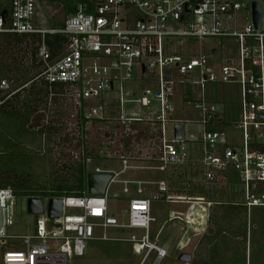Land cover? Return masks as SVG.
<instances>
[{
    "label": "built area",
    "instance_id": "1",
    "mask_svg": "<svg viewBox=\"0 0 264 264\" xmlns=\"http://www.w3.org/2000/svg\"><path fill=\"white\" fill-rule=\"evenodd\" d=\"M254 1L261 8L259 28L253 20ZM49 3L58 5L44 7ZM52 17L56 21L47 27ZM242 17L244 21L238 22ZM2 34L35 36L32 62L36 67L34 77L23 86L0 73V107L35 81L63 85L72 91L86 121L101 122L115 115L116 125L126 130L134 124L149 126L159 141L157 163L152 166L159 172L197 161L206 183L227 184L225 174L233 169L244 185L242 200L233 203L246 208L249 263L251 210L261 209L264 220V6L259 0H8V8H0ZM214 39L221 46L212 43L206 53L204 43ZM137 79L144 84L141 93L127 87ZM209 84L237 88V119L224 104L228 99L224 98L222 107L212 100L217 90L208 91ZM179 99L198 113L202 126L198 137L187 140L184 129L181 139L175 137V124L183 127L184 122L175 116ZM129 103L139 104L142 115L128 112ZM236 132L240 133L238 141L233 137ZM123 163L122 171L133 167L126 158ZM96 171L111 172V183L123 184L129 196L124 218L110 212L107 193L90 195L86 190L83 195L62 196L61 217L48 215L46 198L33 232L13 233L9 230L16 225L17 197L10 188H0V246L8 248L2 264H68L71 258L85 255L92 239L127 240L138 254L148 247L157 251V261L165 258L167 245H146L156 218L152 199L143 195L142 185H157L168 201L192 199L170 193L166 178L117 180L121 172ZM129 184L137 185L133 195ZM195 200L205 201L203 197ZM110 228L145 233L112 237Z\"/></svg>",
    "mask_w": 264,
    "mask_h": 264
},
{
    "label": "rangeland",
    "instance_id": "2",
    "mask_svg": "<svg viewBox=\"0 0 264 264\" xmlns=\"http://www.w3.org/2000/svg\"><path fill=\"white\" fill-rule=\"evenodd\" d=\"M79 1V0H75ZM264 6V0H259ZM1 2V1H0ZM58 4L49 3L44 7H50L55 9ZM46 10L43 11L44 16ZM52 14V11H51ZM56 18L52 17L51 21L46 24L47 27L53 25ZM238 22L244 21V18H238ZM44 27V26H42ZM221 46L218 39L208 40L204 43V50L208 53V49L211 44ZM198 50L201 49L200 45H197ZM19 54H23L20 52ZM140 80L134 82H128L127 87L131 90H137L139 93L143 91V83H139ZM217 90L212 99L217 105L222 107L224 98L228 99L224 104L229 113L234 116L235 119L239 116V93L236 87L226 85H207V90L211 91L212 88ZM67 100L64 103L65 116L62 117L65 123V128L60 135L74 134V141L70 143H59L50 145V152H48L47 145L42 140V144H33L31 147L32 155L35 157V165L32 162L24 165L25 170H29L32 166L39 171V179L43 185L51 187L53 181H57L58 184L65 186H76L78 167L80 164L86 167L87 172L96 171L98 168L101 170H112L121 172L117 176V180H143V181H158L159 179L168 178L172 176L173 182L169 179L170 193H178L177 189L182 186L185 190L198 189L195 191V195H204V200L194 202L196 211L199 213L194 215L192 204L186 202V200H180L178 202H172L161 197L158 188L154 184H143V195L152 199V215L156 218V221L152 223L150 229V242H146V245L152 246L153 243L157 245H167L168 254L163 258L159 264H210L208 261V243L205 235L212 234V226L210 222L204 227L207 229L205 233L195 231L196 229L189 226L188 223L196 222V228H201L205 222V215L208 214V207L210 210L217 205H209L208 201H223L236 202L243 198V183L238 178L237 173L232 169L226 172L228 177V183L222 184L220 182L201 185V172L196 163H190L189 165H177L171 167L167 172H159L152 168L157 163L156 157L159 152V141H141L140 143L133 142L131 145V151H127L123 148L121 141V129L116 125L114 116L110 119L95 122L94 120L85 121L82 126V121L79 118L81 114L78 105L72 96V91L69 87H66ZM128 112L135 110L139 115H142L143 108L137 103L126 104ZM222 109V108H220ZM54 108V113H55ZM176 117L180 120H184L183 129L184 136L187 140L192 137H198L202 126L197 122L199 116L193 105L187 101H176ZM58 118L50 114V119ZM190 120V121H187ZM146 126V124L141 123ZM138 125V124H137ZM143 127V126H142ZM168 135L171 136L173 131L172 124L168 126ZM129 132V130L127 131ZM234 140L238 141L240 133L234 134ZM192 143V142H191ZM194 155L197 153L193 150ZM128 160V163L133 167L124 168V159ZM14 163L8 165L13 167ZM203 169H206L203 167ZM182 173L183 175H180ZM183 176V177H182ZM201 176V177H200ZM137 185L129 184L130 194L135 193ZM48 187V188H49ZM87 190V183H86ZM78 190L73 189L72 194H77ZM108 201L110 205V212L117 215L119 218H124V210L128 207L129 196L123 192V184L121 182H113L110 184L107 192ZM26 197H18L14 202V217L16 219V225L10 227L9 232L26 234L32 233L35 229V221L37 216L29 214L26 209ZM196 201V200H192ZM199 202H202L201 204ZM190 205V206H189ZM189 206V209H188ZM198 206V207H197ZM212 206V207H211ZM188 213H185L186 211ZM173 211V212H171ZM261 209L253 208L251 210V223L252 236L250 237L248 244L249 252V264H264V220L261 218ZM190 214H193L192 217ZM173 215V217H172ZM186 216H189L188 218ZM258 227L255 228L254 226ZM187 229L188 236L186 235V241L180 244L177 242L183 233ZM13 230V231H12ZM112 237L128 238L131 234L136 233L137 236L142 237L144 231L127 230L110 228L108 230ZM189 242L185 245L187 240ZM9 242H13L12 239H8ZM11 246V245H8ZM7 247L0 246V264H2V254ZM190 253L192 255V261L182 262L179 260L181 253ZM219 258V257H217ZM216 258V259H217ZM157 262V251L150 250L148 247L140 253H136L133 250V243L127 240H111L103 241L99 239H92L87 242V250L84 256L73 257L69 260L68 264H155Z\"/></svg>",
    "mask_w": 264,
    "mask_h": 264
},
{
    "label": "trees",
    "instance_id": "3",
    "mask_svg": "<svg viewBox=\"0 0 264 264\" xmlns=\"http://www.w3.org/2000/svg\"><path fill=\"white\" fill-rule=\"evenodd\" d=\"M2 6L8 8V0L1 1L0 8ZM0 41L1 75L14 79L18 86H23L34 77L36 66L32 62V55L36 37L2 34ZM20 52L23 54H19ZM66 90L63 85L35 81L18 91L0 107V188H10L17 198L33 196L45 200L71 195L73 189H77L78 192L72 195H83L86 191L88 172L82 164L78 167L76 186L69 187L58 184L57 181H53L51 187L43 185L39 179V171L35 167L31 166L29 170L23 168L29 162L35 165L31 148L33 144L41 145L43 140L50 152V145L57 141L61 144H71L74 141V134L60 137L65 128L62 117L65 116ZM50 114L58 118L50 119ZM79 118L84 126L86 119L82 114H79ZM120 129L123 148L127 151H131L133 142H151L156 139L155 132L142 124L131 125L129 132L123 127ZM10 162L14 163L13 167H8ZM168 179L174 181L172 176H168ZM183 188L182 186L177 191L180 192ZM195 191L192 189L189 193ZM214 204L217 206L209 211L208 219L213 231L212 234L205 235L209 263L247 264L246 208L231 201H214Z\"/></svg>",
    "mask_w": 264,
    "mask_h": 264
},
{
    "label": "water",
    "instance_id": "4",
    "mask_svg": "<svg viewBox=\"0 0 264 264\" xmlns=\"http://www.w3.org/2000/svg\"><path fill=\"white\" fill-rule=\"evenodd\" d=\"M7 10L2 12L5 20H7ZM253 20L257 28L261 25V8L257 2H253ZM214 52H217L215 49ZM145 70V69H144ZM175 137L181 139L183 136V127L181 124H175ZM114 178L111 172L91 171L86 175L87 191L90 195H105ZM26 209L29 214H39L43 212V200L39 197H28L26 199ZM48 215L50 217H61L63 214V198L60 196L51 197L47 203ZM2 209L0 205V227L2 226ZM60 228V226H58ZM179 260L182 262H191L192 255L190 253H181Z\"/></svg>",
    "mask_w": 264,
    "mask_h": 264
},
{
    "label": "crops",
    "instance_id": "5",
    "mask_svg": "<svg viewBox=\"0 0 264 264\" xmlns=\"http://www.w3.org/2000/svg\"><path fill=\"white\" fill-rule=\"evenodd\" d=\"M166 179L168 180V183H170V181H169V179L166 177ZM202 181H201V185H206L207 186V184H212V183H206L203 179H201ZM157 186V185H156ZM158 188V187H157ZM169 190H170V186H169ZM194 190H198V189H194ZM175 194H178V195H184V196H186V197H188V198H191L192 200H195L197 197H204V195H195L194 193H189V190H185V188H183L182 189V191L180 190V192L178 191V193H175ZM206 201V200H205ZM186 202H189V201H186ZM194 202H198V201H191L190 202V204H192V208H194V209H192V211H193V214L194 215H196L197 214V212L198 211H196V209H198V208H195V206H194ZM208 202H212L211 200H209ZM227 202H230V201H228L227 200ZM200 204L202 203V202H199ZM213 203V204H212ZM211 204L212 205H214V202H212ZM210 204V205H211ZM190 206V205H189ZM189 206H188V209H189ZM212 207V206H211ZM208 210L210 211V208L208 207ZM209 211H208V214L207 215H209ZM171 212H173V211H171ZM189 211L187 210L185 213H188ZM193 214H190L191 216L193 215ZM207 215H205V223L206 224H203L202 225V227L201 228H196L197 226H195V227H193V225H196V222L194 221V222H192V223H188L189 224V226L190 227H192V228H194V229H196L195 231H198V232H200V233H205L206 231H207V229L206 228H204L206 225H207V223L209 222V218H207ZM172 217H173V215H172ZM186 235L188 236V231H187V229L183 232V233H181V236H180V238H179V240L177 241L179 244H180V246L182 245V243L183 242H185L186 241ZM189 242V239L187 240V242L185 243V245L187 244ZM169 248V247H168ZM247 260H248V256H247ZM247 264H249L248 262H247Z\"/></svg>",
    "mask_w": 264,
    "mask_h": 264
},
{
    "label": "bare ground",
    "instance_id": "6",
    "mask_svg": "<svg viewBox=\"0 0 264 264\" xmlns=\"http://www.w3.org/2000/svg\"><path fill=\"white\" fill-rule=\"evenodd\" d=\"M159 262H160V261L158 260L155 264H159Z\"/></svg>",
    "mask_w": 264,
    "mask_h": 264
},
{
    "label": "flooded vegetation",
    "instance_id": "7",
    "mask_svg": "<svg viewBox=\"0 0 264 264\" xmlns=\"http://www.w3.org/2000/svg\"><path fill=\"white\" fill-rule=\"evenodd\" d=\"M199 212H197V214H198ZM192 217V216H191Z\"/></svg>",
    "mask_w": 264,
    "mask_h": 264
}]
</instances>
